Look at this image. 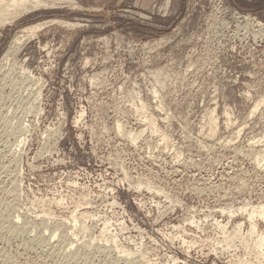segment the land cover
<instances>
[{
    "label": "rangeland",
    "instance_id": "rangeland-1",
    "mask_svg": "<svg viewBox=\"0 0 264 264\" xmlns=\"http://www.w3.org/2000/svg\"><path fill=\"white\" fill-rule=\"evenodd\" d=\"M166 1L0 14V264H264V16Z\"/></svg>",
    "mask_w": 264,
    "mask_h": 264
},
{
    "label": "bare ground",
    "instance_id": "bare-ground-1",
    "mask_svg": "<svg viewBox=\"0 0 264 264\" xmlns=\"http://www.w3.org/2000/svg\"><path fill=\"white\" fill-rule=\"evenodd\" d=\"M25 0H0V14H2L3 12H6L7 14H14L17 12L18 8L21 7L23 5V2ZM167 3L169 2V0L166 1ZM37 5V4H36ZM168 5V4H166ZM260 25V23H258ZM40 25H33L30 27H27L26 30H30L32 31L33 29L38 28ZM22 37V36H21ZM17 40V39H16ZM10 53V52H9ZM7 56V55H6ZM5 56V57H6ZM4 58V57H3ZM148 188V187H146ZM216 222V220H215ZM107 224L105 223V226L102 228V231L105 232L106 230V226ZM102 232V233H103ZM264 255V253H263Z\"/></svg>",
    "mask_w": 264,
    "mask_h": 264
},
{
    "label": "crops",
    "instance_id": "crops-1",
    "mask_svg": "<svg viewBox=\"0 0 264 264\" xmlns=\"http://www.w3.org/2000/svg\"><path fill=\"white\" fill-rule=\"evenodd\" d=\"M234 2L240 8L261 13L264 16V0H235Z\"/></svg>",
    "mask_w": 264,
    "mask_h": 264
}]
</instances>
